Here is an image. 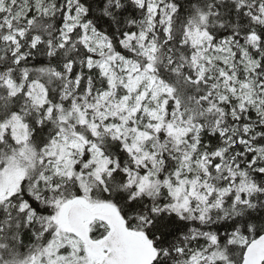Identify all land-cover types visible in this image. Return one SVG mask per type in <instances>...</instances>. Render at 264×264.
I'll return each mask as SVG.
<instances>
[{
  "label": "snow or ice",
  "instance_id": "1",
  "mask_svg": "<svg viewBox=\"0 0 264 264\" xmlns=\"http://www.w3.org/2000/svg\"><path fill=\"white\" fill-rule=\"evenodd\" d=\"M0 264H264V0H0Z\"/></svg>",
  "mask_w": 264,
  "mask_h": 264
}]
</instances>
